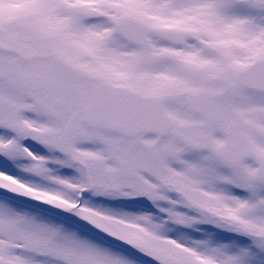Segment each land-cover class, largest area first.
<instances>
[{
    "label": "snow or ice",
    "instance_id": "1",
    "mask_svg": "<svg viewBox=\"0 0 264 264\" xmlns=\"http://www.w3.org/2000/svg\"><path fill=\"white\" fill-rule=\"evenodd\" d=\"M0 264H264V0H0Z\"/></svg>",
    "mask_w": 264,
    "mask_h": 264
}]
</instances>
